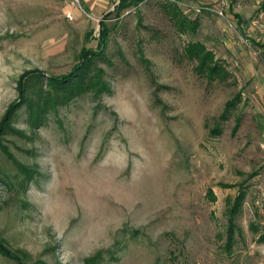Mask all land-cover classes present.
<instances>
[{"label": "rangeland", "instance_id": "obj_1", "mask_svg": "<svg viewBox=\"0 0 264 264\" xmlns=\"http://www.w3.org/2000/svg\"><path fill=\"white\" fill-rule=\"evenodd\" d=\"M96 11L0 0V264H264V0Z\"/></svg>", "mask_w": 264, "mask_h": 264}, {"label": "trees", "instance_id": "obj_2", "mask_svg": "<svg viewBox=\"0 0 264 264\" xmlns=\"http://www.w3.org/2000/svg\"><path fill=\"white\" fill-rule=\"evenodd\" d=\"M143 1H145V0H119L118 4H116L114 6V10H123V9H126L128 7H131V6H136L138 3L143 2ZM172 1H178V0H172ZM100 26H101V38L100 39L103 41L104 34L106 31H103L104 29H102L103 23H101ZM201 52H202V47L197 45V44H192L187 50L188 55H190L191 57L195 56L199 60L200 71H202L207 66L208 63L212 62V57H210V55H208V54H206V55L203 54L202 57H200L199 54ZM208 66L209 67L207 69H208V79L209 80H213L216 77L220 78V79L223 78V77H221L222 75L221 76L218 75L219 70H218V67L216 64L213 63L212 65H208ZM78 72H79V69H78ZM78 72L76 70L74 73H71V74L63 77V80H65V82L68 80L70 81L72 78H75V80H76L77 76H78L77 75ZM82 78L78 77V80H76L75 82L82 80ZM53 81H54L53 83L59 82L58 79H53ZM239 101H240V97L237 95L234 98V100H231V101L226 103L224 112L221 115V120H226L228 118L229 111L232 108H234L236 103ZM236 127H238V124L236 125ZM213 132L217 133V129H214ZM252 176L250 175V177H252ZM223 187L227 188V187H231V185H224ZM208 193L211 196V199L214 200L215 195L213 194V192L211 190H209ZM244 196H245V190H244V187H241L237 196L233 200L230 198L226 199V205H227L226 216H227V224L228 225L226 227L227 228V230H226V241H225L226 243L224 245V249L228 254L231 253L233 244L235 242V236H236L235 233H238V229H236V223H235L234 217L238 212L240 213V210H241L240 208L242 206ZM252 228H254L253 230L255 232L259 233L258 228L256 226H254ZM257 241L259 243H264V233H259Z\"/></svg>", "mask_w": 264, "mask_h": 264}, {"label": "crops", "instance_id": "obj_3", "mask_svg": "<svg viewBox=\"0 0 264 264\" xmlns=\"http://www.w3.org/2000/svg\"><path fill=\"white\" fill-rule=\"evenodd\" d=\"M119 0H84V2L87 4V8L89 10H93L94 12H97L96 10L99 9H104L106 8L108 5H112L114 4V6L116 4H118ZM255 176H258V173L255 174ZM253 177V176H252ZM251 177V178H252ZM245 190V189H244ZM264 192V186H260L258 185L256 187V191H255V197H254V209H255V202H256V197L260 194ZM256 210V209H255ZM257 214V213H256ZM262 228V227H261Z\"/></svg>", "mask_w": 264, "mask_h": 264}, {"label": "built area", "instance_id": "obj_4", "mask_svg": "<svg viewBox=\"0 0 264 264\" xmlns=\"http://www.w3.org/2000/svg\"><path fill=\"white\" fill-rule=\"evenodd\" d=\"M75 1L77 2V0H75ZM218 13H219V15H223L221 10H219ZM66 16L68 19H72L70 13H67ZM255 209H256L257 217L259 219V224L262 227V229L264 230V192L260 193L256 197Z\"/></svg>", "mask_w": 264, "mask_h": 264}]
</instances>
